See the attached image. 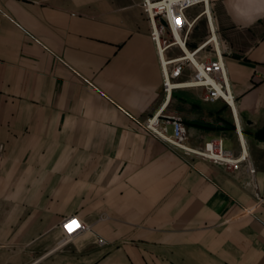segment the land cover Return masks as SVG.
<instances>
[{
    "label": "crops",
    "instance_id": "0c3cea01",
    "mask_svg": "<svg viewBox=\"0 0 264 264\" xmlns=\"http://www.w3.org/2000/svg\"><path fill=\"white\" fill-rule=\"evenodd\" d=\"M211 1L233 110L184 89L163 114L191 146L242 143L262 203L243 164L144 128L165 93L142 0H0V264H264V0ZM68 215L89 230L59 246Z\"/></svg>",
    "mask_w": 264,
    "mask_h": 264
},
{
    "label": "built area",
    "instance_id": "2783aa9c",
    "mask_svg": "<svg viewBox=\"0 0 264 264\" xmlns=\"http://www.w3.org/2000/svg\"><path fill=\"white\" fill-rule=\"evenodd\" d=\"M211 3V0H142L141 8L150 24L149 35L159 59L162 89L165 93V102L143 124L148 132L185 155L207 160L233 171L243 164L249 176L245 186L253 189L257 204H260L263 196L258 191L254 180L255 171L242 143L237 155L225 150L220 139L191 146L187 143L188 132L183 119L180 116L163 114L171 92L184 89H200L202 101L220 100L233 110L234 96L223 62L227 48L222 47L213 25L209 11ZM195 7L199 11L190 16L189 10ZM202 17L206 22L207 34L196 47L187 49L186 52L183 47H186L191 32ZM172 49L178 52L172 56L167 55ZM259 78L264 80V72ZM58 229V245L63 246L82 232L88 231L89 226L84 225L75 215H68L61 219ZM97 241L99 244L104 243L100 237Z\"/></svg>",
    "mask_w": 264,
    "mask_h": 264
},
{
    "label": "bare ground",
    "instance_id": "6f19581e",
    "mask_svg": "<svg viewBox=\"0 0 264 264\" xmlns=\"http://www.w3.org/2000/svg\"><path fill=\"white\" fill-rule=\"evenodd\" d=\"M183 49H184L186 52H188V50H187V48H186L185 46L183 47Z\"/></svg>",
    "mask_w": 264,
    "mask_h": 264
}]
</instances>
